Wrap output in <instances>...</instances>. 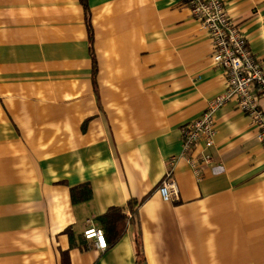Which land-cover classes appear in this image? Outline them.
I'll return each instance as SVG.
<instances>
[{
  "label": "crops",
  "instance_id": "0c3cea01",
  "mask_svg": "<svg viewBox=\"0 0 264 264\" xmlns=\"http://www.w3.org/2000/svg\"><path fill=\"white\" fill-rule=\"evenodd\" d=\"M223 2L264 70V0ZM87 6L0 0V264H264L259 126L230 100L200 176L181 152L185 124L227 90L190 0ZM172 157L179 200L165 201ZM112 207L117 240L100 221ZM92 224L105 250L82 235Z\"/></svg>",
  "mask_w": 264,
  "mask_h": 264
},
{
  "label": "built area",
  "instance_id": "2783aa9c",
  "mask_svg": "<svg viewBox=\"0 0 264 264\" xmlns=\"http://www.w3.org/2000/svg\"><path fill=\"white\" fill-rule=\"evenodd\" d=\"M194 19L208 33L214 46L213 60L221 66L226 76L227 90L211 100L204 112L185 124L182 131V155L193 172L200 176L203 163L212 160L210 149L215 144L217 133L216 112L230 100H235L240 110L248 113L253 123L260 128V139L264 145V113L259 109V98L264 97V70L252 56L247 38L237 28L223 0H190ZM201 146L200 153L193 150ZM176 157L168 161L169 168L158 188L165 201L179 200V186L173 178ZM104 230L90 225L82 235L86 240H95L94 247L105 250L108 246Z\"/></svg>",
  "mask_w": 264,
  "mask_h": 264
},
{
  "label": "trees",
  "instance_id": "16d2710c",
  "mask_svg": "<svg viewBox=\"0 0 264 264\" xmlns=\"http://www.w3.org/2000/svg\"><path fill=\"white\" fill-rule=\"evenodd\" d=\"M85 8L87 9V0H81ZM89 15H88V29H89V36L90 41L93 43V29L91 24L89 23ZM96 67V65H95ZM83 188L82 192H78V190L74 189L72 192V196L74 200H84L91 197L90 194H92L91 187L89 184H84L81 186ZM79 194V195H78ZM132 208V207H131ZM132 212L135 214V209L132 208ZM126 215L123 213V210L120 207H112L110 208L105 214L100 216V221L103 223V227H106V229H112L114 230V240H117L122 234L123 231H125L126 227ZM105 232V231H104ZM141 252V250H139Z\"/></svg>",
  "mask_w": 264,
  "mask_h": 264
}]
</instances>
